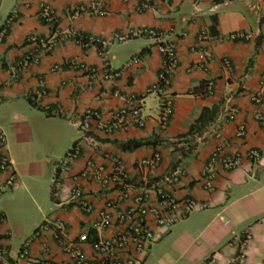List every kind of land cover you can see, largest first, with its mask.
<instances>
[{"label": "crops", "instance_id": "obj_1", "mask_svg": "<svg viewBox=\"0 0 264 264\" xmlns=\"http://www.w3.org/2000/svg\"><path fill=\"white\" fill-rule=\"evenodd\" d=\"M142 1L147 0H0V30L6 18L17 12L0 43V130L6 135L2 148L20 186L0 192V259L18 264L63 261L66 255L55 237L57 223L64 222L66 238L76 241L79 234L91 230L95 211L104 206L106 195L97 182L79 180L83 198L94 208L92 213L83 211L69 198L73 177L87 161L108 165L104 156L110 155L125 165L133 190L149 193L151 204L156 203L158 189L175 200L178 212L185 210L186 199L206 204L164 228L150 219L157 236L136 254L140 264L156 251V244L171 236L180 242V254L172 264H232L243 240L245 264H264V127L253 118L257 110L264 113V89L261 104L252 100L260 91L264 70V0H151L140 9ZM43 8L53 13L55 25L43 20ZM202 27L207 36L205 54L193 49ZM145 29L158 36L144 33ZM232 32L251 37L226 39ZM72 33L110 43L104 52L93 43L82 47ZM29 35L63 38L51 52L37 56L34 64L28 59L35 50L26 41ZM114 35L126 38L117 40ZM158 44L174 45L178 59L165 93L172 108L166 124H161L160 98L148 94L141 109L144 127L127 124L110 135L99 130L96 121L87 129L79 127L86 109L97 110L102 122H108L109 112L125 103L123 95L145 93L162 69ZM70 61L100 70L106 63V69L121 74L93 79L70 66ZM209 84L211 92L207 90ZM116 90L122 96L115 95ZM38 124L39 131L35 129ZM65 124L72 127L67 140L71 147L77 142L80 151L58 175L55 148L50 144ZM239 124L245 126L243 136L236 135ZM143 140L148 144L129 150L120 147L127 141ZM218 147L227 154L241 155L256 149L260 158L243 159L238 168L219 171L212 190L207 191L201 171ZM155 152L161 154L159 165L149 169L138 166ZM178 170L183 176L176 183L169 182ZM46 175L47 181L51 176L50 188L41 181ZM57 176L60 185L54 193ZM6 178L7 173L0 172V187ZM45 192L53 201L50 215L25 230L12 214L19 207L30 208L32 203L43 201ZM181 221L186 224L176 233L175 225ZM41 224L44 227L35 236ZM115 230L116 224H111L96 236H109ZM26 242L28 254L19 259L18 252ZM81 250L91 253L88 244H82Z\"/></svg>", "mask_w": 264, "mask_h": 264}, {"label": "built area", "instance_id": "obj_2", "mask_svg": "<svg viewBox=\"0 0 264 264\" xmlns=\"http://www.w3.org/2000/svg\"><path fill=\"white\" fill-rule=\"evenodd\" d=\"M98 0H90V2L97 3ZM147 1H142L139 6L144 9ZM17 17V12L13 11L5 20V24L0 30V43L7 34L8 25L12 23ZM43 20L53 25L55 18L53 13L43 8ZM144 33L157 37V33L150 29L143 30ZM206 30L202 27L198 33L197 44L193 47L194 50L201 54L207 52L205 46ZM251 35L244 32H232L225 38L228 40L250 39ZM63 37L52 36L49 38L29 35L26 37L28 44L35 47L32 55H29V61L37 64V56L45 55L51 52L58 44L59 39ZM72 38L77 44L82 47L88 46L90 43L100 46L99 48L104 52L105 46L110 43V40H102L100 38L85 36L80 33H72ZM117 40H123L124 35H114ZM158 50L162 55V69L158 74L157 80L145 90L144 94H129L123 95L125 103L117 109L109 112L108 122H102L101 114L94 109H86L82 114L78 124L79 127L87 129L92 122H97L99 130L105 134H113L116 130L122 129L127 124L136 127H144L146 119L141 113L143 98L148 94H155L160 98L161 104V124L164 126L168 117L172 112L171 99L165 93L170 86L174 71L177 68L178 59L175 47L172 44H158ZM100 52V54L102 53ZM138 60L134 59L133 62ZM224 62H227L224 60ZM70 66L76 67L86 73L90 78L100 77L101 79L116 78L121 74V71H109L107 64H104V70L92 65H85L75 61L68 62ZM56 68V67H55ZM260 91L252 96V100L257 103H262L261 90L264 89V70L260 76ZM207 90L211 92L212 85L207 86ZM115 95L122 96L119 90L115 91ZM232 118V115L230 116ZM254 120L261 127H264V113L257 110L253 114ZM245 134V126L239 124L236 130L237 136ZM84 139L89 140L88 137ZM5 141V135L0 130V172H6L7 178L2 189L17 188L19 183L17 177L12 169V163L8 155L4 152L2 145ZM80 151V145L77 142L73 143L71 149L65 156L57 163V174L65 172L70 164L77 158ZM108 165L104 163H94L87 161L84 169L80 170L73 177V186L69 193V198L74 201L83 211L92 213L94 211L91 203L83 198L82 188L79 180L97 182L105 191L104 206L95 211L96 218L91 222V230L97 233L99 230L108 228L111 224H116V230L109 236L98 237L91 239L89 231L82 232L78 235L76 241H71L66 238L67 228L64 222L59 221L55 230V237L57 238L61 249L66 255V258L59 264H140V259L136 257L137 253L143 252L146 247L154 242L156 239V232L150 225L152 222L160 228L167 227L173 224L177 219L185 217L194 207L204 208L206 204H199L191 199L185 200V210L178 212L176 209L175 200L169 196H165L161 189L156 191V203L151 204L149 193L146 191L133 190L129 182V175L125 165L117 157L110 155L104 156ZM260 158V152L256 149H250L244 155L241 154H227L222 147H218L211 153L206 164L201 171V181L203 188L207 191L212 190L213 180L219 171H227L241 166L243 159L257 161ZM161 161L160 152H155L149 158L142 159L138 162V166L142 168H155ZM183 176V171L178 170L171 175L169 182L176 183ZM58 176L54 180V193L59 187ZM158 196H160L158 198ZM3 216L0 214V221ZM44 227L43 224L36 227L34 235H39V230ZM244 241H242L241 248L237 253L232 264H245V254L243 251ZM82 244H88L91 250L90 254H86L81 250ZM27 242L22 246L18 252L19 259H25L28 254ZM48 251V247L45 248ZM1 255V251H0ZM0 264H18L11 263L5 259H0Z\"/></svg>", "mask_w": 264, "mask_h": 264}, {"label": "rangeland", "instance_id": "obj_3", "mask_svg": "<svg viewBox=\"0 0 264 264\" xmlns=\"http://www.w3.org/2000/svg\"><path fill=\"white\" fill-rule=\"evenodd\" d=\"M153 96L155 95L153 94L152 97ZM34 121L36 124L38 123V120H34ZM44 126H45V122L43 123V127ZM35 129L38 131L41 130V125L40 124L36 125ZM58 130L59 129H56L54 132ZM60 131L61 132H59L56 136L57 141L55 139L50 144L51 146H54L55 148L53 157H56V160L58 162L63 158L64 153L71 147V141L67 140L68 139L67 136H69L70 133L72 132V127L65 124V126L61 127ZM68 142L70 143L68 144ZM40 146L42 147L41 144ZM42 150H43V147H42ZM47 178H49L48 175H46L45 177H42L41 181H43L44 185L46 186L48 185L50 188L51 176H50L49 181H47ZM17 187L20 188V186H17ZM43 198H44L43 201L38 200L36 201V203H32L30 208L28 207V205H25L24 208L19 207V210L16 213L12 214L15 217V219L19 220L21 224H24L25 230L27 228L28 229L34 228V225H33L34 221H36L37 223L41 222L45 216L50 215V208L53 206V201L50 198L49 194L46 192L44 193ZM185 224L186 222L184 221L178 222L175 225V227H178L177 228L178 231H176V233L180 232V230L184 227ZM172 231L175 232V228H172ZM164 239H165L164 242H162L163 241L162 240L160 241V243L155 245L156 251L153 253H149L148 259L146 260L145 264H153V262H156L157 264H172L178 258L180 254V247L178 244H180V242H177L176 239L173 241V236H171L167 240L166 238Z\"/></svg>", "mask_w": 264, "mask_h": 264}, {"label": "trees", "instance_id": "obj_4", "mask_svg": "<svg viewBox=\"0 0 264 264\" xmlns=\"http://www.w3.org/2000/svg\"><path fill=\"white\" fill-rule=\"evenodd\" d=\"M55 25V23H54ZM86 36V35H85ZM194 125L190 128V130L194 129ZM148 144V142L146 141H127L121 144V149L122 150H129V149H135L137 147L143 146ZM89 236L91 239H95L96 238V233L92 230L89 231Z\"/></svg>", "mask_w": 264, "mask_h": 264}]
</instances>
